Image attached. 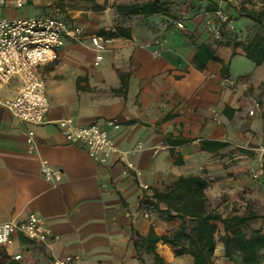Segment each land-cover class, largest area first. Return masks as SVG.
<instances>
[{
	"label": "crops",
	"instance_id": "0c3cea01",
	"mask_svg": "<svg viewBox=\"0 0 264 264\" xmlns=\"http://www.w3.org/2000/svg\"><path fill=\"white\" fill-rule=\"evenodd\" d=\"M106 2L26 0L24 6L40 8L37 14L0 7V18L54 15L83 26L88 35H101L100 30L117 24L131 28L130 38H109L98 64L87 36L80 42L65 41L54 60L37 67L49 99L44 123L22 122L0 104V223L34 212L57 235L44 243L13 233L3 248L14 264H55V257L66 254L77 255L84 264H141L133 246L135 234L146 235L150 227L159 235L168 234L179 221L163 220L140 201L180 176L203 175L213 206L222 199H250L264 209V175L250 174L264 154V63L249 60L241 46L217 45L204 21L188 19L180 28L170 23L172 18L154 14L140 20L118 16L115 22ZM166 21L170 24L162 30ZM233 21L237 40L246 41L253 21ZM158 36L159 47L153 42ZM203 42L216 48L221 62L210 60L198 69L193 56ZM156 47L159 54L154 55ZM223 64L229 65L227 74H222ZM20 85V79L12 77L0 85V97H13ZM256 100L260 107L250 114ZM63 117L77 125L98 124L122 150L140 144L139 151L128 155L140 174L125 171L119 161H94L82 144L68 141L61 132L57 121ZM27 127L36 133L33 151L25 141ZM190 134L197 138L186 139ZM201 139L229 145L210 152L202 149ZM43 158L62 170L60 181L41 174ZM250 225H264V220L256 218ZM218 229L223 232L221 224ZM215 242L213 264H235L224 255L218 235ZM157 252L165 262L194 264L190 255H177L162 240ZM18 254L19 260L14 258ZM143 257L146 264H155L152 255Z\"/></svg>",
	"mask_w": 264,
	"mask_h": 264
},
{
	"label": "trees",
	"instance_id": "16d2710c",
	"mask_svg": "<svg viewBox=\"0 0 264 264\" xmlns=\"http://www.w3.org/2000/svg\"><path fill=\"white\" fill-rule=\"evenodd\" d=\"M214 6L208 5L207 10L214 13L218 8L225 12L227 8L237 10L235 17H229L233 28L223 30L221 39L215 40L217 45L232 43L234 47L241 46L245 57L255 64L264 63V0H222ZM114 12L124 18H145L159 14L174 18L169 1L146 0L144 2H120L115 4ZM250 19L254 23L246 41L237 40L238 33L233 20ZM225 26V23H223ZM159 30V27H158ZM100 34L105 38L124 36L131 37V28L117 24L113 29H102ZM235 53L233 49L231 55ZM219 61L216 48L210 43H200L193 56V62L198 69H203L208 61ZM228 64L222 65V74H227ZM264 118V113H262ZM190 134L188 140L196 139ZM229 145L226 141L201 139L203 150L218 152ZM238 150L246 153L247 149ZM209 181L201 174L180 176L170 184L159 189L151 190L140 201L142 207L151 210L165 221L178 220L179 224L170 233L159 235L150 227L146 235L136 233L133 246L141 264H146L143 254L152 255L155 264H172L157 252V242L162 240L171 245L177 255L187 254L193 258L194 264H213L215 252V235H218L224 246V255L235 264H264V225L251 227V221L256 218L264 220V213L256 206V201L244 199L243 209H232L224 212L218 210L219 204L213 206L206 194ZM222 199L221 201H224ZM226 213V214H225ZM223 226V232L218 229ZM0 264H14L3 247H0ZM16 264V263H15Z\"/></svg>",
	"mask_w": 264,
	"mask_h": 264
},
{
	"label": "built area",
	"instance_id": "2783aa9c",
	"mask_svg": "<svg viewBox=\"0 0 264 264\" xmlns=\"http://www.w3.org/2000/svg\"><path fill=\"white\" fill-rule=\"evenodd\" d=\"M25 3L26 0H0V7L20 8ZM170 23H174L180 28L184 27L180 19H173ZM170 23L164 22L162 30ZM205 27L212 38L218 40L222 38L223 30L233 28V23L229 20L228 14L218 8L214 13H207ZM87 36L96 51L95 64H98L110 41L109 38L97 34L88 35L83 26L71 25L63 18L54 15L0 18V85L7 83L12 77H18L21 81L17 93L10 98L0 97V104L22 122L29 125L44 123L47 119L49 99L45 80L37 72V67L54 60L57 57V49L65 41L80 42ZM153 42L159 47L161 43L159 36ZM158 47L152 50L154 55L159 54ZM259 107L260 102L256 100L249 113H255ZM113 122L109 123L113 124ZM57 123L66 139L82 144L89 156L97 163L106 164L113 160L119 161L125 165V171L132 169L136 171L137 175L140 174L135 161L128 156L139 151L140 144L129 151L122 150L109 136L107 130L96 123L77 125L66 117L60 118ZM25 141L29 151L37 149L36 133L31 127L26 128ZM157 150L156 148L154 153ZM40 172L52 182H58L63 177L62 170L53 166L45 158L40 161ZM250 174L254 178L264 175V157L260 156L257 163L250 167ZM142 186L145 190L149 189L146 184ZM15 232L44 243L57 237L43 218L34 212L20 220L10 219L0 223V247L6 245ZM14 258L19 260L22 256L18 254ZM54 261L55 264H84L82 259L74 254L57 256Z\"/></svg>",
	"mask_w": 264,
	"mask_h": 264
},
{
	"label": "rangeland",
	"instance_id": "374dc122",
	"mask_svg": "<svg viewBox=\"0 0 264 264\" xmlns=\"http://www.w3.org/2000/svg\"><path fill=\"white\" fill-rule=\"evenodd\" d=\"M108 1V0H107ZM144 2L146 0H109V2H106V4L108 6H110L112 8V12L113 15H115L116 18L115 22H118V16L117 14L114 12V5L120 2ZM169 1L170 7H171V12L174 15V18L180 19L183 23L184 21L188 20V19H192V18H196L199 21H204V25H205V16L207 15V13H210V10H207L208 5H212L214 6V4L216 3H220L222 5V8L224 7V4L222 2V0H220V2L215 1V0H167ZM25 8V10H23ZM20 13H23V11L27 10V13H31V14H37L40 10L39 7L35 6V5H31L28 4L26 6L20 7ZM23 10V11H22ZM22 11V12H21ZM25 13V12H24ZM226 13L232 18L235 17L234 14H237V10H234L233 8H227ZM137 20H140L142 18L139 17H134ZM241 68V67H239ZM262 157H264V154L261 155ZM225 201V200H224ZM215 204H219L220 207L224 210V212H229L232 211V209H238V210H242L243 209V203L242 201H227L226 203L222 202V201H216ZM256 208H258V210L260 212H264V209H262V207L260 206V204H258V206H256Z\"/></svg>",
	"mask_w": 264,
	"mask_h": 264
}]
</instances>
